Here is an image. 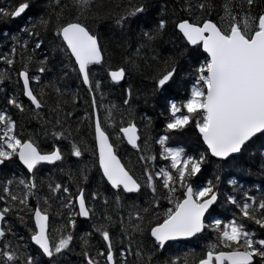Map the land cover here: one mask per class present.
<instances>
[{
    "label": "snow or ice",
    "instance_id": "6c2138e0",
    "mask_svg": "<svg viewBox=\"0 0 264 264\" xmlns=\"http://www.w3.org/2000/svg\"><path fill=\"white\" fill-rule=\"evenodd\" d=\"M30 7L31 0H10L0 5V18L19 17ZM149 7L150 0H122L115 5H105L103 0H49L45 13L22 30L29 39L21 43L23 38L14 36L10 51L0 55V62L7 66L0 69V82L11 83L15 77L18 88L5 94V107L0 108V166L11 164L20 170L19 176L0 177V264H60L59 258L76 240L77 217H95L92 233L102 241L93 252L89 240L81 237L79 264H129V258L133 264H189V257L191 264H264V193L243 191L239 198L225 193L224 204L232 209V218L225 222L212 218L221 198V177L197 183L210 158L227 163L264 137V0H175L173 11L180 13L172 20L175 36L181 41L178 55L194 51L203 59L191 69L185 98L168 103L158 134L145 139L142 146L131 109V87L124 89V114L117 121V106L103 103V83L107 79L118 84L129 67L138 69L134 57L142 54L146 65L160 63L158 56L149 57L145 50L152 53L156 41L167 31L168 3L162 5L160 15L147 30L135 32L136 48L124 57L128 67L106 66L109 49L88 21H108L114 32L130 39L133 22ZM45 34L66 61L64 75L75 74L86 92L88 110L75 123L73 111L66 107L68 93L55 80L45 82L39 93L33 87L40 84L50 63L48 55L37 52L45 43ZM18 50L21 67L15 70ZM163 65L146 77L154 91L165 87L177 71L174 57H168ZM96 66L106 71L104 79L96 78ZM45 89L57 97L50 108L55 123L48 120L51 137L67 141L68 155L76 162L90 151L91 166L108 195L99 190L89 193L80 186L87 179V165L79 169V182L76 172L66 173L68 181L76 184L75 192L69 182L48 180L46 196L39 195L45 184L43 179L37 181L40 167L62 164L65 153L55 143L43 151L32 136L18 134L17 121L10 113L28 112L33 119H42ZM22 97L27 98V107ZM80 99L73 94L72 106ZM84 121H88V143L80 139ZM189 127L203 146L198 154H189L171 142ZM153 145L158 146V155ZM122 153L135 157L134 162L130 160L131 167ZM137 167L138 176L134 171ZM228 184L234 182L229 180ZM141 195L143 204L136 202ZM109 197L114 200L115 216L107 211L98 215L95 202L107 205ZM41 199L48 207L41 208ZM49 200L58 203L63 221L51 231ZM15 223L26 229L27 237L17 233ZM117 224L119 231L114 234L112 228ZM206 235L212 239L199 254L194 250L183 255L172 251L175 244Z\"/></svg>",
    "mask_w": 264,
    "mask_h": 264
},
{
    "label": "trees",
    "instance_id": "16d2710c",
    "mask_svg": "<svg viewBox=\"0 0 264 264\" xmlns=\"http://www.w3.org/2000/svg\"><path fill=\"white\" fill-rule=\"evenodd\" d=\"M9 2L10 0H0V5H7ZM121 2L122 0H103L105 5H115ZM123 2H126V0H123ZM165 2L168 3V11L165 13L169 19L167 31L163 38L156 41L152 53H147V50H145V54L149 57L151 55L158 56L160 63L152 61L151 66H148L144 63L142 54L141 58L134 57V59H137L139 65L138 69H132L129 67L122 82L114 84L111 83L110 80L105 79L103 83V91L105 93L103 103L106 106L110 104H115L117 106L115 114L117 121H119L120 116L124 114V106L122 105L124 89L131 87V109L135 122L139 128L142 146L145 139L155 137L158 134L163 120L161 114L166 111L168 103L173 100L179 101L185 98L186 90L190 87V82L192 80L191 69L194 64L198 63L200 59H203V56L194 51L186 52L183 56L178 55L180 52L181 41L175 36L172 20L174 16H178L180 13H174L173 11L175 0H150L148 11L138 20L133 22L132 31L129 33L130 39L128 37H121L118 32H114L110 28L108 21H101L99 23H96L93 20L88 21L90 27L100 35L101 43L106 45L109 49V54L105 58L106 66L111 65L113 68L119 66L128 67L127 65H124V57L131 55L136 48L135 32H138L141 28L147 30L152 25L153 21L160 15L162 5H164ZM48 4L49 0H31V7L20 17L0 18V55L10 51L14 36L22 37L23 39L21 40V43H23V40L29 39L22 30L28 28L31 23L35 22L38 17L45 13ZM126 39L128 40V43H124ZM29 43H31L30 40ZM37 52L40 55H48L50 63L46 73L42 74L40 84H34L33 87L39 93L40 87L45 82L55 80L57 86L68 93V104L66 107L67 110L73 111L74 116L72 120L73 123H75L76 119L79 116H82L83 112L88 110L89 107L85 90L78 84L75 74L69 72L67 76L64 75V72L67 71L64 67L66 61L59 54L58 50H55V44L51 41L50 35L45 34V43L42 45L41 49L37 50ZM170 56L174 57L177 63L175 76L165 87L154 91L151 79L146 77H151L157 68L162 69L164 66L163 61ZM6 67V65L0 62V69ZM20 67L21 60L18 50L15 70H18ZM93 72L96 78L104 79L106 77V71L103 68H100V66L94 67ZM20 87H22V85ZM17 91L18 88L15 83V77H13L11 83L8 80L0 82V108L5 107V94L15 93ZM73 94L78 95L81 98L80 100H77L74 107L71 104V96ZM44 97L46 105L41 110L42 119H33L28 112L20 114L16 110H11L10 113L17 121L16 132L18 134L24 135L25 137L32 136L33 139L40 144L43 151H48L50 146L55 143L65 153V160L62 164L56 162L55 167L52 165H44L40 167V171L37 173V181L39 182V180L43 179L45 184L39 195L42 197L46 196L48 180L69 182L68 175L66 174L68 170L77 173V182H79V169L85 165H87L85 169L87 179L84 180L80 186H83L86 192L89 193L91 190H99L105 195H108L100 184V176L96 168L91 166L92 156L90 151H85L83 158L80 159L79 162H76V158L68 155L69 146L67 141H56L51 137L53 129L52 124L48 123V120L51 119L52 123H55V113H51L50 108L55 106L57 97L50 89L44 90ZM22 99L26 101L27 107V100L24 97H22ZM97 99L99 101V97H97ZM149 121L151 122L150 124ZM81 129L80 139L84 140L85 143H88L90 140L88 121H84ZM46 132L48 135H46ZM171 142L175 145L183 146L189 154H198L203 150V146L198 142L197 134L194 133L192 127L173 136ZM89 147H91V145H89ZM153 148L157 150L158 155V146L153 145ZM262 154H264V137L254 141L243 151V153L237 155L235 159L228 160L227 163H222L214 158H210L209 161L202 166L203 175L200 176L197 183H202L209 178H214L215 175L221 177V198L220 202L214 206L212 218H219L225 222L232 218V209L224 204L225 193H230L237 198L242 195L243 191H248L253 195L264 193V175H261ZM122 155L125 156L124 162L131 167L130 160L134 162L135 157L124 153H122ZM61 167L65 169L64 173L60 171ZM134 171L138 176L139 168H135ZM13 175H20V170L16 165L9 164L7 166H0V177L10 178ZM229 180H232L234 184H228ZM69 183L71 184L72 190L75 192L76 184L72 182ZM136 202L143 204V195L136 198ZM31 203L32 206L35 207L37 202L36 200H33ZM49 204L51 205L49 209V228L51 231L52 229L57 228L63 221L62 217L59 215L58 203L54 200H49ZM162 204L167 206L166 201H162ZM40 206L42 209L48 207L43 203V199L40 200ZM114 206V200L111 197H109V203L107 205H104L100 200L95 202V210L97 214L101 216L105 211L115 216V213L113 212ZM116 219L118 220L119 218L116 217ZM76 221L77 223L74 229L76 240L72 249L67 251L63 257L59 258L60 264H79L81 258L78 253L81 250V237H85L89 240V246L93 252L102 245L99 236L92 233V226L95 222V217L90 220L77 217ZM15 230L19 235L27 237L26 229L19 223H15ZM112 231L114 234L119 231L118 224L112 228ZM89 233L92 234L86 236V234ZM210 239H212V237L206 235L205 237L182 241L173 245L172 251L176 254L183 255V253L189 250H194L199 254L201 249L206 246ZM118 246L119 245L117 244V247ZM129 264H133L132 258H129ZM189 264H191V257H189Z\"/></svg>",
    "mask_w": 264,
    "mask_h": 264
},
{
    "label": "water",
    "instance_id": "95a60500",
    "mask_svg": "<svg viewBox=\"0 0 264 264\" xmlns=\"http://www.w3.org/2000/svg\"><path fill=\"white\" fill-rule=\"evenodd\" d=\"M20 17V16H19ZM16 18H18V17H16ZM123 81V80H122ZM122 81H120V82H122ZM119 82V83H120ZM26 100H27V98H25ZM214 159H216V158H214ZM22 167V166H21ZM82 219H84V218H82ZM191 239H193V238H189V239H187V240H185V241H188V240H191Z\"/></svg>",
    "mask_w": 264,
    "mask_h": 264
},
{
    "label": "bare ground",
    "instance_id": "6f19581e",
    "mask_svg": "<svg viewBox=\"0 0 264 264\" xmlns=\"http://www.w3.org/2000/svg\"><path fill=\"white\" fill-rule=\"evenodd\" d=\"M255 170V169H254Z\"/></svg>",
    "mask_w": 264,
    "mask_h": 264
}]
</instances>
